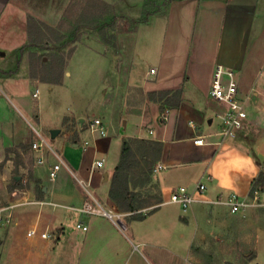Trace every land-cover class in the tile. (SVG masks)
<instances>
[{
  "label": "crops",
  "instance_id": "1",
  "mask_svg": "<svg viewBox=\"0 0 264 264\" xmlns=\"http://www.w3.org/2000/svg\"><path fill=\"white\" fill-rule=\"evenodd\" d=\"M119 1L86 0L83 8L84 15L94 21L92 29L101 32L111 27L117 33L114 47L93 39L75 43L74 50L67 53L66 44L30 43L29 22L26 29L16 27L9 14L11 0H0V88L19 98L15 107L6 104L8 114L0 112V174L8 176L18 168L19 176L28 183L14 191L10 187L8 193L11 201L22 204L15 209L17 222L11 239L16 244H3L0 239V245L6 247L4 264H40L44 260L53 264L54 256L66 257L73 264H122L127 245L124 233L106 217L80 214L71 207L81 205L90 194L107 207H116L109 194L111 178L128 137L162 142L158 163L168 168L157 175L162 203L170 202L179 186L194 189L202 180L207 188L196 192L199 200L191 206L200 220L223 225L227 233L237 221L246 232L244 226H250L251 232H263L256 219L239 218V212L232 213L228 205L209 200L233 193L249 196L256 183L262 204L248 213L256 216L264 209V182L257 183L259 174H264V0H151L156 8L149 10L147 21L138 23L134 21L141 16L134 19L119 10ZM124 20L134 24L119 26ZM93 43L101 45L104 53L94 49ZM28 46L45 49L47 59L41 56L38 63L42 53L37 51L28 66L22 63L19 68L22 51ZM217 64L235 70L239 95L245 98L248 112L243 128L228 137L219 134V115L226 107L209 93ZM67 82L62 100L65 104L78 100V106L67 112L56 102L54 119L41 92ZM32 84V96L39 89L34 107L25 99ZM164 90L179 93H160ZM166 109L168 117L161 121ZM95 117L102 119L105 135L92 134L90 124ZM33 125L49 138L52 129H59L51 144L67 165L53 180L49 169L56 158L47 153L44 164L37 162L39 153L31 148L38 137ZM197 135L207 142L196 144ZM232 149L251 157L252 166L229 171L231 157L226 153ZM15 150L20 152L17 160ZM101 159L103 165L97 166ZM226 173L231 177L230 187L221 185ZM192 176L198 178L194 183L188 181ZM38 184L43 186L42 193ZM78 221L88 228H78ZM34 227L51 236H28L27 231ZM251 237L255 252L248 264H259L256 247L260 236ZM24 242L43 249L20 252Z\"/></svg>",
  "mask_w": 264,
  "mask_h": 264
},
{
  "label": "rangeland",
  "instance_id": "2",
  "mask_svg": "<svg viewBox=\"0 0 264 264\" xmlns=\"http://www.w3.org/2000/svg\"><path fill=\"white\" fill-rule=\"evenodd\" d=\"M86 4V0H11L9 8V10L11 9V13L9 14L11 16L12 23L16 27L23 26L25 29L27 28V22H29L28 19L33 17L38 22V30L41 28L47 31V36L53 44V40L55 36H57L56 32L59 31L62 35L65 33L70 36V34L75 31L78 23H84L77 31V39L75 41L72 40L66 42L65 52L67 53H69L68 51L75 45V43L79 41H92L93 39H97L98 41L107 44L111 43V46L114 47L113 43L116 40L117 33L112 31L111 27L101 32H97L92 29L89 23L92 18L88 17L89 20L86 21L85 19H87V17L83 12V8ZM155 4L156 3L151 0H144V4L142 0H122L119 1L117 7L119 10L129 13L130 16L136 19L139 16L142 17L145 13V16H148V11L156 8ZM122 22L123 23H120L119 26L127 27L128 23L130 26L134 24L127 20ZM50 27L54 28L55 31H51ZM91 46L97 51H102L104 53L105 49H103L101 45L93 43ZM28 47L29 48L26 49V51H22L23 61L19 64V68H22V63L28 66V63L33 60V57H35L34 52L37 51L42 53V55H38V63L43 60L41 59V56H44V60L47 59L46 57L49 53H47L45 49H38L35 46ZM32 49L36 51H32ZM0 83L3 87L2 80H0ZM66 84L69 86V83L67 82L65 85L53 87L52 90L44 89L45 91L43 94L41 92V97L46 100V107L49 109L48 111L50 115L54 116V119H57V113L55 111L56 102H59V104L61 102L67 112H71L72 107L78 106V100L67 104H65L62 100V96L64 94L63 92L67 90ZM34 86L35 85L32 84L31 87L28 88L26 93L27 95L25 97V99L28 100L33 107L36 105L35 102L38 100L31 95L32 91L35 89ZM17 99L6 89L2 91L0 88L1 114H8L5 107L6 104L14 107L17 106ZM60 110L62 111L63 108ZM92 134L95 135L98 133L93 132ZM129 138L136 151L137 157L141 162V165H138L132 170V176L135 174L136 181H138L140 177L141 180H139L137 184H135V182H131V185L132 187L135 186V188L140 192V197L148 202L146 206L141 209L142 213L145 214V217L142 219L132 216L130 213L124 212L125 220L128 222L129 229L127 231V235L124 234L125 238L123 237V239L126 240L127 245L124 255L122 254L123 256L120 258L122 264H126L128 262L144 264L146 262L144 256L153 261L155 264H248L251 260H253H248V256L250 255L248 252H251V254H254L255 252L254 242L251 235L256 236L257 234L260 236L258 246L256 247L258 256L257 261L259 264H264V209L260 210L256 216L248 213L250 208H254L262 204L259 185L257 186L259 191L258 200L256 202L253 200L254 192L252 195L243 197L248 204L241 209V211H239L238 217L256 219L254 221L257 224L256 226L262 229L263 232L258 230L257 232H251L250 226H244L246 229L248 228L246 232V230L243 229V225L241 226V224H238L240 222L237 221L232 226L234 230L231 233H227L225 226L223 225H211L207 224L202 219L200 220L196 216L195 212L191 211V208L183 210L178 203L159 202V200L162 199V195L161 190H159L157 175L160 170L164 168H157L160 164L158 161L150 164L149 160L147 161L144 159L145 151L140 148L139 142L137 141L142 139L141 137ZM49 139L53 144V138L50 137ZM17 158L18 156L15 157L16 160ZM148 159L151 158L148 157ZM142 167L147 171L148 175L150 169L152 168L151 179L142 180L145 176L140 174ZM0 171H3L1 164ZM141 173L145 174L143 171ZM16 175H21V171H13V174H8V176L3 175V172L0 174V206L9 204L10 202H15L11 201L12 199H9L8 193L10 191V187L13 188V191L15 188H19L15 186L14 178ZM20 178H22V184L26 186L28 184L27 181L24 180L23 176ZM197 179V176H192L188 181L194 183ZM25 200L27 199H24V201ZM20 204L22 203L17 202L14 210ZM114 209H118V207L116 206ZM244 212L245 215L242 216L241 214ZM220 216L222 217V215ZM210 218L211 215L207 217V219ZM16 222L17 219L14 212V217L10 225L6 227L0 226V239L3 244H16V241L11 239V236L14 234ZM246 234L248 237H245ZM245 238H248V241ZM138 243L140 244V250L136 251L133 247L134 244ZM3 244L0 245V253L3 260L6 261V247L3 246ZM24 249L29 251L37 249L41 250L43 248L36 243H31L29 245L24 242L19 245V251L21 252ZM48 250L50 251V248ZM48 256L49 254H47L45 258H48ZM52 262L53 264H57V262L60 264H73L72 260L66 259V257L58 256H54ZM40 264L47 263L44 260V262H41Z\"/></svg>",
  "mask_w": 264,
  "mask_h": 264
},
{
  "label": "built area",
  "instance_id": "3",
  "mask_svg": "<svg viewBox=\"0 0 264 264\" xmlns=\"http://www.w3.org/2000/svg\"><path fill=\"white\" fill-rule=\"evenodd\" d=\"M155 68H151V72H155ZM210 96L213 100L222 103L225 105L224 112L220 113V118L222 122L221 129L219 134L222 137L233 136L238 130L243 128L248 117V112L246 108L245 98L240 97L239 95V83L235 70L231 67H227L222 64H217L212 82L210 87ZM34 97L39 96V89L37 88L34 92ZM168 117V109L164 110L161 114V119L164 121ZM38 137L31 142V148L39 153L37 162L39 164H44L46 162L47 153H51L55 158V162L52 163L49 169V178L55 179L62 168V166L67 165L64 156L51 144L49 137L43 134L33 125ZM91 132H96L100 135H105L107 130L100 117H95L90 124ZM152 133L153 130H150ZM196 144L206 143L207 140L203 135H197L194 138ZM104 159L97 160V166H102ZM157 168H166L165 165L159 164ZM207 188L205 181L200 180L194 189H190L186 185H181L176 188L171 196L170 202L178 203L183 210H188L191 208L193 203L199 198L196 195V192H203ZM259 198L258 189L254 190L253 200L256 202ZM206 200V199H205ZM208 201V200H206ZM216 203H224L229 206L232 213H238L243 209L248 203L245 198L240 197L239 195L233 193L227 196L225 199L209 200ZM32 202L31 200L24 201ZM16 202H10L9 204L0 206V226L6 227L10 225L14 217V207ZM71 208L76 209L80 214L88 215H98L110 219L116 227L125 235L129 229L128 222L125 220V213L123 211L107 207L99 199L90 194V198L86 199L79 206H72ZM76 226L86 230L88 226L82 221H78ZM28 236L39 235L41 238H49L51 234L45 231H39L38 228H31L27 231ZM134 250H140V244H134ZM145 264H155L153 261L148 259L146 256ZM0 264H4L2 255L0 254ZM126 264H135L133 262H128Z\"/></svg>",
  "mask_w": 264,
  "mask_h": 264
},
{
  "label": "trees",
  "instance_id": "4",
  "mask_svg": "<svg viewBox=\"0 0 264 264\" xmlns=\"http://www.w3.org/2000/svg\"><path fill=\"white\" fill-rule=\"evenodd\" d=\"M168 1V0H164ZM154 2V1H153ZM149 15L151 14L150 11H148ZM146 13L139 19L135 20L134 22H145L147 21L148 16H145ZM87 17V16H86ZM114 19V18H113ZM86 21L89 20L88 17L85 19ZM89 23H94V21H89ZM28 33H29V42L32 44H44L45 42L50 41L49 37L47 36V31L44 29L39 28L38 30V22L33 18H29V23H28ZM84 23H78L75 31L68 36L67 34L64 33L62 35L59 31L56 32L57 36L54 38V43H59L61 46L62 44L65 45L66 42L68 41H75L77 39V31L78 29L82 26ZM51 31H55L54 28L50 27ZM108 40V39H107ZM41 45V44H40ZM74 46L70 48L69 51L74 50ZM160 93H165V94H178V90L170 91V90H164L161 91ZM161 121H163L161 119ZM139 142L140 148L144 149V156L145 160H149L150 164H153L154 162H157L160 158V154L162 151V142L159 140H154V139H147V138H142L140 140H137ZM26 148V146H24ZM16 155L19 157L20 152L16 151ZM151 158V159H148ZM138 165H141V162L139 161L136 151L133 148V145L130 141V138H125L122 143V151H121V156L118 164L115 166L112 178H111V186H110V197L113 199L115 202L116 206L118 207L117 210L123 211L130 213L132 216H135L137 218H144L145 214L142 213V208L146 206L147 202L143 198L140 197V192L134 187H132L131 182H137L141 180V177L138 181L135 179V174L132 176V170L135 169ZM152 169V168H151ZM151 169L149 171V175L147 174V171L142 167V171L145 173H141V175H145L144 179H151L152 172ZM15 171L18 172V168L15 169ZM151 172V173H150ZM147 174V175H146ZM15 186L19 188H24V185L22 184V178H17L15 176ZM264 182V174L261 172L259 174V177L257 178V183ZM134 185V184H133ZM257 189V184H253L250 195L253 194L254 190ZM37 190L42 193L43 186L38 184ZM161 200H159L160 202ZM254 257V254H250L248 256V260L252 259Z\"/></svg>",
  "mask_w": 264,
  "mask_h": 264
},
{
  "label": "clouds",
  "instance_id": "5",
  "mask_svg": "<svg viewBox=\"0 0 264 264\" xmlns=\"http://www.w3.org/2000/svg\"><path fill=\"white\" fill-rule=\"evenodd\" d=\"M229 155L231 159L229 160L230 169L229 171H245L248 166H252L253 161L251 157L243 155L236 149H232L231 152L226 153ZM231 177L227 173L225 174L221 185L223 187H230L231 186Z\"/></svg>",
  "mask_w": 264,
  "mask_h": 264
},
{
  "label": "water",
  "instance_id": "6",
  "mask_svg": "<svg viewBox=\"0 0 264 264\" xmlns=\"http://www.w3.org/2000/svg\"><path fill=\"white\" fill-rule=\"evenodd\" d=\"M59 133V129L57 128H54L51 130V135L52 137H56V135ZM17 178H19L20 176L19 175H16Z\"/></svg>",
  "mask_w": 264,
  "mask_h": 264
}]
</instances>
